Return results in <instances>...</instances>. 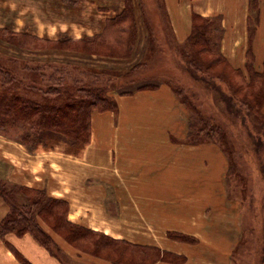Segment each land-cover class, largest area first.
<instances>
[{
  "label": "crops",
  "instance_id": "1",
  "mask_svg": "<svg viewBox=\"0 0 264 264\" xmlns=\"http://www.w3.org/2000/svg\"><path fill=\"white\" fill-rule=\"evenodd\" d=\"M28 2L31 8L26 11L33 13L36 28L58 31L64 27V32H73L75 27L86 28L81 16L95 34L124 7V0H78L77 5L71 0ZM162 2L178 43L190 35L193 14L220 16L221 51L233 67L245 70L250 0ZM146 39V34L139 38L133 62L141 60ZM253 48L256 66L262 70L264 13ZM116 100V113H93L91 143L76 155L62 147L42 145L32 152L0 134V175L13 185L45 190L48 196L66 201L68 219L74 224L180 258L155 264H232L242 236V207L228 197L224 153L213 144L180 146L172 141L185 137L187 118L164 84L155 90L118 95ZM9 211L0 197V223ZM41 226L71 261L113 264L77 255L46 224L41 222ZM19 255L30 264H63L30 234L9 233L0 238V264H23Z\"/></svg>",
  "mask_w": 264,
  "mask_h": 264
},
{
  "label": "trees",
  "instance_id": "2",
  "mask_svg": "<svg viewBox=\"0 0 264 264\" xmlns=\"http://www.w3.org/2000/svg\"><path fill=\"white\" fill-rule=\"evenodd\" d=\"M71 1L78 4V0ZM138 5L143 11V5L141 7L140 3ZM262 7H264L262 0H250L248 49L245 70H243L233 67L221 51L224 28L220 16L203 17L193 14L190 35L183 43H178L164 5L162 6L163 19L170 28L172 41L190 77L195 82L203 83L218 92L228 110L239 117L242 125L249 130L247 150V146L244 147L220 124H216L211 117H205L184 89L175 88L165 82L188 110L186 144L216 145L228 162L227 179L236 175L238 170L236 159L238 160L239 157L237 155H243V149L247 154L252 153L251 166L258 171L261 180L264 181V69L257 68L253 48ZM136 11L137 7L133 0H124L123 9L115 16L106 19L101 32L79 40L71 39L69 36V38L50 40L25 31L16 32L7 27L0 28V41L19 51L62 52L84 57L96 56L123 63L133 61V57L137 54L136 46L139 44V38L145 34L147 37L142 59L134 62L127 72L118 77L91 71L78 65V70H75L73 69L76 68L75 65L67 63L55 62L57 65L52 66L42 61L21 60L14 57H9L8 62L11 63L9 66L0 58V134H8L11 129L19 130L17 136L8 135V137L25 145L32 152L36 151L39 145L52 147L53 142L60 137L66 139L72 146L90 144L93 113L117 112L118 104L114 94L132 95L134 87L131 91L121 90L145 81L134 78L132 74L142 68L149 51L150 55L153 53L151 45L157 41L147 13L144 12L142 17L146 32L144 33ZM218 33L220 36L216 42L215 35ZM19 60L28 64L23 67V71L29 73L28 78L13 70V66L18 65ZM71 66L74 67L68 71ZM224 84L230 89V93L223 89ZM158 87L146 85L139 89ZM139 89L135 88V91ZM33 95L38 98H34ZM246 116H253L251 125L247 123ZM251 128L257 130V134ZM19 196H24L26 202L22 203L18 199ZM0 197L10 207L8 215L0 223V238L3 239L9 233H16L18 236L30 234L63 264H67L66 256L41 226V222L76 250L114 264L180 261V258L158 248L137 246L72 223L68 219V203L48 196L45 190L10 185L0 179ZM228 197L232 199L230 195ZM261 210L264 214V199ZM245 236L243 230L234 253L247 239ZM178 238L183 241L189 240L184 236ZM257 239L260 245L259 264H264V233L259 234ZM19 259L23 264H30L20 255Z\"/></svg>",
  "mask_w": 264,
  "mask_h": 264
},
{
  "label": "rangeland",
  "instance_id": "3",
  "mask_svg": "<svg viewBox=\"0 0 264 264\" xmlns=\"http://www.w3.org/2000/svg\"><path fill=\"white\" fill-rule=\"evenodd\" d=\"M28 1L29 0H0V28L7 27L8 29H11L16 32H21L24 29L25 32H28L40 38H49L50 40H57V39H61L62 37L64 38L71 37V39L79 40L82 39L83 37H89V36L91 37L95 35V32L92 31V29H89V27H87L88 25H90L89 21L82 19L81 16L79 19L83 23V25L86 26V28L83 27L84 29H80L78 27H75L73 29V32L68 30H67L68 32L67 31L64 32L65 31L64 27L62 28V30H58V31L55 30L54 27L53 29H49V30L44 29V31H43V27L39 26V28H36L33 24V13H28L26 11V8H31L29 6ZM133 1L137 7V14L139 21L140 23H142L141 26L143 29L141 30L144 33H146L142 20L143 14L144 12H146L149 18L150 26L153 27L154 36L156 37L157 42L151 45V48H153V53L150 55V51H149L148 57L146 58V61L144 62L142 68L139 69L136 73L132 74L134 78L144 79L145 81H142L132 87L131 86L126 87L121 91L123 92L131 91V88L134 87V92H136L135 88L139 89V87L142 88L146 85L160 86L164 84L170 87L165 82L170 83L175 88H182L186 91L187 96L190 98V100H192L194 105H196V107L199 109V111L202 112V114L205 117H211L216 124H220L226 131H228L229 134H232V136L236 140H238L244 147L247 146V150H248L247 143L249 137L248 136L249 130L242 125V122L239 120V117H237L234 113H231L228 110L226 103H224V100H222L218 92L208 88L203 83L195 82V80H193L190 77L189 73L186 71V68L184 67V63L182 61V57L180 53L177 51L176 46L172 41L170 35L171 32L169 31L170 28L163 19L164 12L162 11V6H163L162 0H133ZM139 3H140V7L143 5L144 8L143 11L140 10L138 5ZM262 8H263L262 11L263 14L264 7ZM48 12H50L52 15L57 14L55 11L49 10ZM217 24H219V22H217ZM219 36H220L219 33L215 35L216 42ZM145 45L146 44H144L143 46ZM136 48L139 49V46L137 45ZM263 52L261 51V53ZM262 56L263 58L261 62L263 61L262 67L264 69V54ZM9 57H14L21 60L37 61V62L42 61V63H49L52 66L57 65L55 62H59L60 64L67 63V64L75 65L77 68L76 69L73 68L74 66H71L68 69V71L72 70V68L78 70L77 67L78 65L79 67L81 66L91 71L105 73L117 77L127 72L131 67V65L134 63L133 61L123 63L120 61L107 59V58H100L96 56L84 57L79 55H73L70 53L66 54L62 52H43V51L29 52L28 50L19 51L17 48L9 44L2 43L0 41V58L3 59V61H5L4 64L11 66V63L8 62ZM21 60H19L20 62L18 63V65L13 66V70L19 72L21 75L24 74L25 77L28 78L29 73L27 71L25 72L23 71L24 70L23 67L26 66L27 63H24V61L21 62ZM72 73H77V71H72ZM123 83L124 82H122V84ZM170 89L172 90L171 87ZM223 89L227 93L228 92L230 93V89L226 86V84L223 85ZM141 90H155V89L148 88ZM118 95L119 93L114 94L115 98ZM33 97L36 99L38 98L36 95H33ZM182 107L186 112V118H187L186 135L184 138L173 137L172 141L176 144H179L180 146L181 145L193 146L186 144L187 142H185L188 134L189 113L185 106L182 105ZM246 118H247V123L251 125L252 123L250 122L253 121L252 119L253 116L250 117L246 116ZM251 129L255 134H257V130H254L253 128ZM18 133L19 130L11 129L8 134H3V133L1 134L7 137L8 135L15 137L17 136ZM206 144H210V143H206ZM206 144H202V145H206ZM87 145L72 146L66 139L60 137L53 142L52 148L62 147L65 150H67V152H72L76 155L79 154L81 150ZM42 146L44 148H47L44 145ZM238 151H240L239 148ZM242 152L243 155L241 154L237 155L239 157H242V159H239V157L238 160L236 159V163L238 164V170L236 175H233L228 179L226 177V180L228 181V188H227L228 195H230V197L233 200L238 201L240 203V207H242L241 218H240L242 225V234L244 230V234L246 235L245 239L247 238L245 242H242L237 252L234 253L232 257V264H259L260 245L258 244L259 241L257 239V236L261 233H264V229H263L264 214L261 212L262 211L261 204L263 203V199H264V181L261 180L258 171L253 169V167L251 166L250 161L253 159L252 153L249 152V154H247L246 152H244L243 149ZM0 179L10 185H13L9 183L6 179L2 178L1 175H0ZM18 199L22 203L26 202L24 201L25 200L24 196L23 197L19 196ZM61 252L64 256H66L63 251ZM77 253H79L77 255L81 254L82 256L84 254L91 258L104 260L102 258L95 257L80 251H78ZM67 264H79V262H76L75 259L71 261L70 258L68 257Z\"/></svg>",
  "mask_w": 264,
  "mask_h": 264
}]
</instances>
